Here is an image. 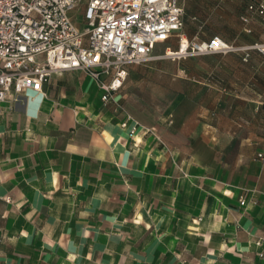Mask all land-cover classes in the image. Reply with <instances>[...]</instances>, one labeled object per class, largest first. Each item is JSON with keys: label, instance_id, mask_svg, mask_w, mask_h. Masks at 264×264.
I'll return each instance as SVG.
<instances>
[{"label": "crops", "instance_id": "crops-1", "mask_svg": "<svg viewBox=\"0 0 264 264\" xmlns=\"http://www.w3.org/2000/svg\"><path fill=\"white\" fill-rule=\"evenodd\" d=\"M225 1L230 33L253 32V17L242 21L248 0H179L181 33L203 34ZM226 31L210 34L223 41ZM123 85V109L79 69L0 102V264H264L259 107L217 120L203 98H221L228 83L191 76L190 94L152 113ZM126 112L139 123L133 134V121L121 125Z\"/></svg>", "mask_w": 264, "mask_h": 264}, {"label": "built area", "instance_id": "built-area-1", "mask_svg": "<svg viewBox=\"0 0 264 264\" xmlns=\"http://www.w3.org/2000/svg\"><path fill=\"white\" fill-rule=\"evenodd\" d=\"M82 2L0 0V102H17L30 91L41 92L52 74L79 69L96 82L103 102L123 109L117 94L127 68L152 57L157 43L176 37L178 48H167L164 55L178 59L239 49L218 38L197 42L184 36L179 0ZM248 8L258 16L264 15L263 0ZM77 13L81 29L72 19V14ZM242 21L247 23L248 19L242 17ZM244 49L262 52L264 42ZM127 121H133V134L139 123L126 112L121 125Z\"/></svg>", "mask_w": 264, "mask_h": 264}, {"label": "rangeland", "instance_id": "rangeland-1", "mask_svg": "<svg viewBox=\"0 0 264 264\" xmlns=\"http://www.w3.org/2000/svg\"><path fill=\"white\" fill-rule=\"evenodd\" d=\"M86 2L83 0L82 4ZM248 1H242L245 6ZM222 8H215L212 12V20L208 29L204 30L202 37L196 38L191 35L189 39L194 41L204 40L213 36L210 31L227 30L218 36L228 44L238 47V50L219 54H202L187 56L185 58H176L164 55L165 47L169 46L174 51L178 47V39L171 37L166 42L159 43L152 54V57L140 64L130 65L127 68L128 75L125 78L123 90L132 92V105L145 108L148 112L165 111L174 105L172 101L176 93H191V76L205 79V83L212 86H221V90L228 83L227 92L220 97L211 94L210 97L203 98L206 103L213 104L212 110L217 120L223 115L225 119L226 112L233 113L238 111V107L243 105H257L261 111V120L264 123V51L257 49H244L250 46L254 41L263 42L264 38L260 34V20L256 17L251 19L253 27L252 33L231 34V26H236V19L231 17L233 9L232 2H219ZM75 16H77L75 18ZM229 17L227 22H223L219 17ZM74 25L81 29L80 14H72ZM224 79L223 83L220 79ZM194 84V82H192ZM196 88L201 87V83L195 82ZM205 87V86H203ZM201 90L196 91L197 97ZM254 91V92H253ZM257 93L258 95H256ZM243 95L244 99L236 95ZM172 103V104H171ZM125 105L123 102L121 103ZM187 104L181 107L186 108ZM125 108V106H124ZM214 117V118H215ZM215 118V119H216ZM220 119V120H224Z\"/></svg>", "mask_w": 264, "mask_h": 264}, {"label": "trees", "instance_id": "trees-1", "mask_svg": "<svg viewBox=\"0 0 264 264\" xmlns=\"http://www.w3.org/2000/svg\"><path fill=\"white\" fill-rule=\"evenodd\" d=\"M263 2H264V0H263ZM250 4H253V5H256L257 4V0H252V1H249L245 6H244V9H245V13H246V15L245 16H243V17H246L247 19H248V21H249V19H251V17H256V18H258L259 20H260V24H261V27H260V34L263 36V38H264V33H263V29H264V15L263 16H258V15H256V13L253 11V10H250L249 8H248V6L250 5ZM184 15H185V10H184V8H183V27L185 26V17H184ZM192 29V28H191ZM206 29V28H205ZM202 30H204V27H203V29ZM248 31H249V33H252V29H248ZM196 37L197 36H199V37H202V34L201 33H199V34H196L195 35ZM214 36V35H213ZM213 36H210V38H207V39H204V40H199V41H197V42H202V41H210L211 39H213ZM188 39H189V37H187ZM189 40H191V39H189ZM164 42H166V41H164ZM264 42V41H263ZM263 42H259V41H254L251 45H253V44H255V43H263ZM163 43V42H162ZM178 47V46H177ZM176 50V49H175ZM217 53H221V52H217ZM209 54H216V53H209Z\"/></svg>", "mask_w": 264, "mask_h": 264}]
</instances>
